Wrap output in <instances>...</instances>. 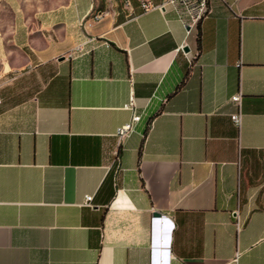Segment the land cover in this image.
I'll return each instance as SVG.
<instances>
[{
  "label": "crops",
  "instance_id": "obj_1",
  "mask_svg": "<svg viewBox=\"0 0 264 264\" xmlns=\"http://www.w3.org/2000/svg\"><path fill=\"white\" fill-rule=\"evenodd\" d=\"M100 1L2 29L0 264H264V0Z\"/></svg>",
  "mask_w": 264,
  "mask_h": 264
},
{
  "label": "built area",
  "instance_id": "obj_2",
  "mask_svg": "<svg viewBox=\"0 0 264 264\" xmlns=\"http://www.w3.org/2000/svg\"><path fill=\"white\" fill-rule=\"evenodd\" d=\"M212 1L213 0H160L159 3L153 4L150 0H143V7L145 9L155 7L163 10H165L169 6L174 7L177 10L183 24L187 28V33H190L192 29L197 28L200 22L208 16L211 9ZM124 2L128 6L131 5V0H124ZM99 17L100 15L95 17V19ZM242 98H243L242 92H237L231 97V100L234 102L237 108L236 111L231 114V119L238 127L241 126L243 121ZM0 103H1V99H0ZM133 106H134V99L132 98L131 102L127 104V107L133 108ZM139 119H140V115L133 114L131 122L120 126L117 129V136L119 137V139H123L129 136L131 132L134 130V124L137 121H139ZM92 199H93V195L87 194L85 196L84 204L88 206H93L91 202ZM235 223L237 229L240 230V228L243 225V222L237 213H235Z\"/></svg>",
  "mask_w": 264,
  "mask_h": 264
},
{
  "label": "rangeland",
  "instance_id": "obj_3",
  "mask_svg": "<svg viewBox=\"0 0 264 264\" xmlns=\"http://www.w3.org/2000/svg\"><path fill=\"white\" fill-rule=\"evenodd\" d=\"M40 0H0V45H1V33L2 29L5 27H10L12 24V18L15 10H20L28 6H35ZM107 2L105 0L100 1V6L105 7ZM98 13H95V15Z\"/></svg>",
  "mask_w": 264,
  "mask_h": 264
},
{
  "label": "water",
  "instance_id": "obj_4",
  "mask_svg": "<svg viewBox=\"0 0 264 264\" xmlns=\"http://www.w3.org/2000/svg\"><path fill=\"white\" fill-rule=\"evenodd\" d=\"M185 50H188V48H185ZM154 216L161 217L162 214H161L160 212H155V213H154Z\"/></svg>",
  "mask_w": 264,
  "mask_h": 264
},
{
  "label": "bare ground",
  "instance_id": "obj_5",
  "mask_svg": "<svg viewBox=\"0 0 264 264\" xmlns=\"http://www.w3.org/2000/svg\"><path fill=\"white\" fill-rule=\"evenodd\" d=\"M98 15L96 14L94 17H97Z\"/></svg>",
  "mask_w": 264,
  "mask_h": 264
}]
</instances>
